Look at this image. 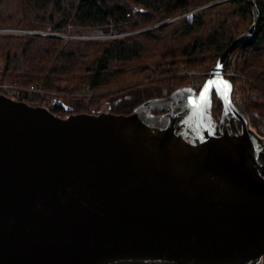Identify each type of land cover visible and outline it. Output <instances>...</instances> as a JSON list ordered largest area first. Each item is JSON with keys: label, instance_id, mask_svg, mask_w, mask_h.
Segmentation results:
<instances>
[{"label": "water", "instance_id": "obj_1", "mask_svg": "<svg viewBox=\"0 0 264 264\" xmlns=\"http://www.w3.org/2000/svg\"><path fill=\"white\" fill-rule=\"evenodd\" d=\"M248 1L252 27L199 93L67 118L0 94V264H259L264 136L223 74L260 23Z\"/></svg>", "mask_w": 264, "mask_h": 264}, {"label": "trees", "instance_id": "obj_2", "mask_svg": "<svg viewBox=\"0 0 264 264\" xmlns=\"http://www.w3.org/2000/svg\"><path fill=\"white\" fill-rule=\"evenodd\" d=\"M221 1L0 0V30L47 33L0 34V82L42 84L63 92L55 110L62 118L131 114L149 100L185 88L189 76L179 73L211 72L223 52L249 31L254 23L249 1ZM254 1L260 23L230 56L238 53L235 70L247 80L250 93L246 112L264 136V0ZM211 2L219 3L199 10ZM70 27L77 33L93 27L128 35L67 43L52 36ZM213 111L219 119L222 103L216 96Z\"/></svg>", "mask_w": 264, "mask_h": 264}, {"label": "built area", "instance_id": "obj_3", "mask_svg": "<svg viewBox=\"0 0 264 264\" xmlns=\"http://www.w3.org/2000/svg\"><path fill=\"white\" fill-rule=\"evenodd\" d=\"M187 73V72H185ZM189 82L187 86L193 88L199 93L207 81L210 73H189ZM224 77L229 79L233 84L232 102L235 107L245 116L248 121V126L252 130V121L246 112L248 83L243 75L235 70V64L231 68L224 69ZM89 92V88H87ZM248 93V94H247ZM0 94L7 96L14 101L25 102L32 106H40L55 113L59 100L66 96L63 92L52 91L45 88L42 84L21 83V82H0ZM57 115V114H56ZM66 116L65 118H67ZM259 264H264V256Z\"/></svg>", "mask_w": 264, "mask_h": 264}, {"label": "rangeland", "instance_id": "obj_4", "mask_svg": "<svg viewBox=\"0 0 264 264\" xmlns=\"http://www.w3.org/2000/svg\"><path fill=\"white\" fill-rule=\"evenodd\" d=\"M214 3H217V2H211L209 3L207 6H204V7H200L199 10L205 8V7H208V6H211V5H214ZM171 21V20H169ZM168 21V22H169ZM0 31H6V33L4 34H14V35H19V34H26V33H30V34H35L37 35L36 33H42L44 35H46L47 33H43V32H36V31H21L19 29H15V28H6L5 30H0ZM17 31L19 33H17ZM15 32V33H14ZM2 34V33H0ZM49 35V34H48ZM56 35H62L64 36V38H60L62 40H64L66 43L69 41V40H72V39H81V40H108V39H114V38H122V37H125L128 35V33H116L114 30H104V29H101V28H93V27H90V28H86V29H81L78 33L75 32V29H73L72 27L68 28V32L67 33H64V34H56ZM55 37V36H54ZM250 39V38H249ZM237 54H235L234 56H230L229 57V66L228 68H231L233 66V63L235 64V60H237ZM191 72H196V73H210L209 71H191ZM191 72H181L179 73V75H182V76H189ZM188 80H190V78H188ZM189 81H187V84H188ZM248 114V113H247ZM219 116V115H217ZM248 117L250 118V121H252V128L254 129V131L258 132V128L253 120V117L251 115L248 114Z\"/></svg>", "mask_w": 264, "mask_h": 264}, {"label": "snow or ice", "instance_id": "obj_5", "mask_svg": "<svg viewBox=\"0 0 264 264\" xmlns=\"http://www.w3.org/2000/svg\"><path fill=\"white\" fill-rule=\"evenodd\" d=\"M211 87H212V84H211V82H209V85H208V87L204 90V95L202 96V100H203V101H206V100H207V92H208V90H209ZM223 87H224L225 89H227L229 86L227 85V83H225V84L223 85Z\"/></svg>", "mask_w": 264, "mask_h": 264}]
</instances>
